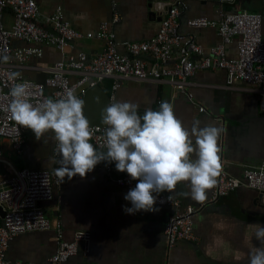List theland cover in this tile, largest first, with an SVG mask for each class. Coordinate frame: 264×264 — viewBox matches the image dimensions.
<instances>
[{"label": "crops", "instance_id": "obj_1", "mask_svg": "<svg viewBox=\"0 0 264 264\" xmlns=\"http://www.w3.org/2000/svg\"><path fill=\"white\" fill-rule=\"evenodd\" d=\"M35 1L41 7L39 23L42 27L54 32L49 18L61 7L72 27L83 35L95 34L103 24H108L116 42L121 45L119 53L127 55L124 45L149 42L157 36L162 19L155 11V4L182 0H116L120 15L118 23L112 22V0ZM183 1H186L187 10L179 19L180 31L194 36L207 56L212 49L223 44V39L217 30L194 29L189 26L190 22L199 19L219 22L223 14L238 11L264 16V0ZM4 23L8 28L13 24L9 11L5 13ZM13 47L43 52L42 58H31L19 70L26 78L37 81H45L49 76L47 68L71 56L85 53L94 58L104 52L102 41L86 37L63 50L18 40L13 42ZM227 50L230 57H236L238 41L229 45ZM143 60L150 67L154 64L150 57L144 56ZM227 75L222 70L198 72L189 80L187 92L178 90L167 81L137 79L121 81L120 87L114 91V80L106 79L99 87L88 91L84 98V113L91 120L93 113L107 105L104 104L108 99L106 94L111 98L113 95L114 102L138 104L141 115L148 108L159 110L161 101H168L174 106L176 117L189 130L194 120H199L201 127L224 129L218 140L221 167L229 174L241 177L247 167L260 166L264 162V110L255 88L239 80L229 88ZM77 79L76 74L71 75L72 83ZM200 107H204L205 112L201 113ZM94 125L106 127L100 123ZM23 129L26 138L23 153L18 154L10 142L3 140L0 142L4 146L1 157L12 165L14 160L19 162L20 168L13 165L16 169L53 170L60 167L53 156L56 143L53 134L49 132L37 139L30 129ZM53 160L55 163H51ZM107 165L111 166L112 174H108ZM10 171L7 164L0 163V182L12 176ZM125 175L128 174L116 170L114 162H101L84 178L77 175L69 180L65 177L56 188L53 201L42 205L49 219L60 222L66 241H73L79 231L90 236L83 243L81 259L69 264H249V253L260 246L252 225H264V193L240 188L217 204L210 205L211 189L207 190V198L201 203L184 195L189 189L187 182H182L167 194L180 200L182 209L202 207L194 218L196 240L169 248L165 226L174 208L155 206L158 211L126 214L124 208L131 207L124 200L128 191L113 180ZM56 249L57 241L51 231L18 236L10 243L8 252L15 262L50 264Z\"/></svg>", "mask_w": 264, "mask_h": 264}, {"label": "built area", "instance_id": "obj_2", "mask_svg": "<svg viewBox=\"0 0 264 264\" xmlns=\"http://www.w3.org/2000/svg\"><path fill=\"white\" fill-rule=\"evenodd\" d=\"M113 23L120 21L118 5L112 0ZM187 10L186 1L174 3L158 2L156 13L161 16L160 30L157 36L143 43L124 45L127 55L119 53L120 44L109 30L108 24H103L97 33L83 35L72 27L66 19L63 9L57 8L49 18L54 32L42 27L39 19L41 7L35 0H0V51L7 50L12 59L6 64H0V142H10L12 148L22 154L26 144L24 129L17 124L7 111L11 97L9 91L16 82H27L32 85L34 93L30 102L38 104L44 98L54 100L63 98L68 90H72L84 100L88 91L99 86L106 79H113V90L120 87L123 80L137 79L146 82L167 81L178 90L187 92L189 80L202 71H226L227 85L233 87L236 81H244L255 88L262 99L264 110V16L260 13L238 11L223 14L219 22L199 19L189 23L194 29L217 30L223 39V44L211 50L210 55L200 46L194 36L182 34L179 19ZM13 17L11 27H6L4 17L6 12ZM97 39L103 42L104 52L94 58L85 53L71 56L47 68L49 76L45 81L26 78L21 74L19 81L9 79V73L19 72L23 65L33 57H43V52L33 48H14L15 40L27 43H37L63 50L72 43L83 39ZM238 41V55L230 57L227 47ZM150 57L154 64L150 67L143 57ZM78 79L71 81V75ZM42 94V95H41ZM193 99L194 95L189 94ZM111 98V97H110ZM111 102H114L112 95ZM201 113L205 112L200 107ZM97 129L90 142L99 149H104V128L93 125ZM4 146L0 143V163L10 167L11 177L0 182V264H35L8 260L6 253L10 242L21 235L29 233H45L53 231L57 249L50 264H64L77 255L78 245L89 240V234L79 231L73 241L64 239V233L59 221H52L46 215L43 203L54 199L55 190L61 184L52 170H33L30 168L16 169L10 161L2 158ZM53 156L60 160L58 147L55 143ZM108 174L112 168L107 165ZM217 183L211 189L209 204H217L240 188L255 189L264 193V162L260 166L247 167L241 177L229 174L221 167ZM116 184L129 191L138 181L129 175L113 178ZM158 207L174 208L165 226V235L169 248L178 243L196 240L194 235V218L202 207L187 206L182 209L180 200L162 193L158 197Z\"/></svg>", "mask_w": 264, "mask_h": 264}, {"label": "clouds", "instance_id": "obj_3", "mask_svg": "<svg viewBox=\"0 0 264 264\" xmlns=\"http://www.w3.org/2000/svg\"><path fill=\"white\" fill-rule=\"evenodd\" d=\"M11 59L7 50L0 51V64ZM20 77L19 72L9 73L12 81ZM31 89L30 83H14L7 111L37 139L53 134L61 158L60 167L52 171L60 183L65 177H86L101 162H114L118 172L138 181L124 196L131 205L124 208L128 215L158 211L155 205L160 194L173 192L182 182H187L189 189L184 195L201 203L207 198V190L216 185L221 171L218 140L224 129L201 127L200 121L194 120L189 130L168 101H161L157 111L145 109L143 115L138 104L112 102L101 113L106 126L101 137L103 151L90 143L97 129L90 126L84 113V100L68 90L61 99L47 97L34 105L30 102L34 95ZM252 227L260 246L249 253V264H264V225Z\"/></svg>", "mask_w": 264, "mask_h": 264}, {"label": "water", "instance_id": "obj_4", "mask_svg": "<svg viewBox=\"0 0 264 264\" xmlns=\"http://www.w3.org/2000/svg\"><path fill=\"white\" fill-rule=\"evenodd\" d=\"M101 55V54H100ZM99 87V86H98ZM97 88V87H96ZM91 90V89H90ZM89 90V91H90ZM87 96V95H86ZM106 97L108 98V99H110V96L109 95H107L106 94ZM86 99V98H85ZM108 99H107V102H104V104H107L106 106H103L102 108H99V110L97 111V112H95V113H93L92 114V116L90 117V119L91 120H89L90 121V125L91 126H93L94 124H98V123H100V124H102V125H104L103 123H102V116H101V113L103 112V110H104V108L105 107H107L108 106ZM26 166H28L27 164H26ZM48 203V202H47ZM44 204V203H43ZM0 215H3V213H2V210L0 209ZM4 216V215H3ZM12 242V241H11ZM10 242V243H11ZM84 244L83 243H81V244H79L78 245V252H77V255L76 256H74V257H72V258H70L67 262H65L64 264H69L71 261H73V260H77V259H81V256H82V254H83V249H84V246H83ZM6 258L8 259V260H13L14 262H15V260L14 259H12L11 258V256H10V254H9V252L7 251V253H6ZM23 263V262H22Z\"/></svg>", "mask_w": 264, "mask_h": 264}, {"label": "rangeland", "instance_id": "obj_5", "mask_svg": "<svg viewBox=\"0 0 264 264\" xmlns=\"http://www.w3.org/2000/svg\"><path fill=\"white\" fill-rule=\"evenodd\" d=\"M13 165H14L15 167H17V168H20V167H21L20 163L17 162L16 160L13 161ZM9 175H10V174H9Z\"/></svg>", "mask_w": 264, "mask_h": 264}]
</instances>
